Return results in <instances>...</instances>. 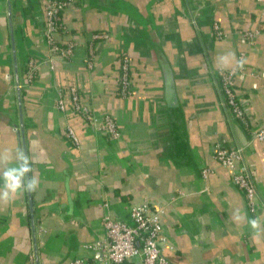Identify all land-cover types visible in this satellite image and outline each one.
Masks as SVG:
<instances>
[{"label": "crops", "instance_id": "obj_1", "mask_svg": "<svg viewBox=\"0 0 264 264\" xmlns=\"http://www.w3.org/2000/svg\"><path fill=\"white\" fill-rule=\"evenodd\" d=\"M67 1L59 41L77 43L72 57L45 61L26 85V59L48 52L44 0H0V177L17 166L23 149L32 169L27 175L38 180L35 191L0 201V264H29L31 251L36 264L96 260L92 246L103 235V216L126 220L143 198L166 205L161 223L171 248L163 254L172 264H264V211L250 212L213 158L215 142L245 144L243 161L264 201V139L252 140L225 114L210 74L220 56L234 52L231 66L242 56L247 62L236 97L253 128L264 126L261 0ZM214 21L224 32L220 39ZM254 29L256 36L243 37ZM93 32L108 39L94 43L90 69L85 59ZM124 52L134 90L121 98L115 82ZM56 86H74L96 118L113 116L119 138L95 130L70 107L58 109ZM167 86L181 129L175 135L164 106ZM204 169L210 170L205 178ZM252 219H259L258 229Z\"/></svg>", "mask_w": 264, "mask_h": 264}, {"label": "built area", "instance_id": "obj_2", "mask_svg": "<svg viewBox=\"0 0 264 264\" xmlns=\"http://www.w3.org/2000/svg\"><path fill=\"white\" fill-rule=\"evenodd\" d=\"M67 0H44L41 21L43 24V37L48 47L47 55L44 59L29 56L26 59L25 80L26 85L32 83L38 76L39 70L45 61L50 64L57 59H69L77 43L73 41H59L60 34V14L67 5ZM264 9V0H261ZM263 14V12L261 13ZM196 12H191V24L198 29L196 24ZM212 29L217 39L223 37L224 32L221 25L214 21ZM258 34V30H246L242 33L243 37L251 39ZM108 38L105 32H93L90 35L88 51L86 55V65L92 68L94 65L95 42L103 41ZM124 55V54H123ZM121 55L119 57V72L115 82L117 93L124 98L133 92L131 86V61L129 57ZM242 56L236 61H239ZM245 73L243 68H238L236 62L221 70L219 67L210 70L212 83L219 96V104L227 116L235 117L244 130L250 134L252 140L264 139V126L253 128L248 113L244 110L240 101L236 97L235 87L239 77ZM19 84L15 87H18ZM55 104L58 109L64 111L70 109L88 121L95 130L107 135L111 140L119 138L116 119L106 114L101 118H96L91 106L88 105L80 92L74 86H56ZM68 102L65 103V95ZM71 136L73 132L68 128ZM246 145L235 139L233 146L223 142L213 143V158L218 166L225 169L234 183L244 196L247 206L251 213L256 212L257 208L264 211V201L259 196L256 186L252 180L244 161L243 154ZM210 170H201V176L205 178ZM166 205L155 206L143 198L142 202L131 208L126 220L114 219L109 215L102 218L104 226L103 235L92 246L93 250L100 254L96 260H88L74 257L70 264H124L126 261L138 256L139 264H172L164 256L163 250L171 248V242L164 235L162 229V217L165 214ZM28 263L36 264V255L31 251L28 255Z\"/></svg>", "mask_w": 264, "mask_h": 264}, {"label": "clouds", "instance_id": "obj_3", "mask_svg": "<svg viewBox=\"0 0 264 264\" xmlns=\"http://www.w3.org/2000/svg\"><path fill=\"white\" fill-rule=\"evenodd\" d=\"M235 60V53L228 52L218 58V66L224 70L231 66ZM247 61L241 58L236 61L238 68H243ZM17 166L8 167L3 171L2 177L3 185L0 187V201L8 202L12 196L17 192H33L35 191L38 180L35 177H30L27 174L32 171L30 161L23 149H17L16 152ZM239 211L234 215L233 219L239 221L241 219ZM250 226L255 230L259 228V219H252L249 221Z\"/></svg>", "mask_w": 264, "mask_h": 264}, {"label": "water", "instance_id": "obj_4", "mask_svg": "<svg viewBox=\"0 0 264 264\" xmlns=\"http://www.w3.org/2000/svg\"><path fill=\"white\" fill-rule=\"evenodd\" d=\"M9 77V76H8ZM18 85V83L16 84ZM171 86L165 88L164 106L167 112V118L170 125L172 135H175L181 129L178 123L177 108L173 103V95L171 92Z\"/></svg>", "mask_w": 264, "mask_h": 264}, {"label": "rangeland", "instance_id": "obj_5", "mask_svg": "<svg viewBox=\"0 0 264 264\" xmlns=\"http://www.w3.org/2000/svg\"><path fill=\"white\" fill-rule=\"evenodd\" d=\"M107 39H108V38H107ZM105 40H106V39H105ZM123 54H124V55H123ZM121 55H123V56H127V57H129V59H130V55H129L128 53L124 52V53L119 54V56H118V61H119V57H120ZM130 74H131V80H132V69H131V68H130ZM131 86H132V90H134L133 80L131 81Z\"/></svg>", "mask_w": 264, "mask_h": 264}]
</instances>
